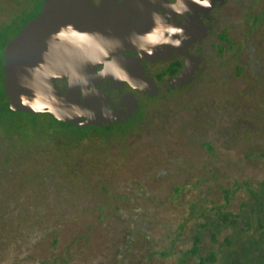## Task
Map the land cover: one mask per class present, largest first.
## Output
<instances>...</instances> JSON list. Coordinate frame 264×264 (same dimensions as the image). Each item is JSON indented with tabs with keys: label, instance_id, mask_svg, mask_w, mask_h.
Instances as JSON below:
<instances>
[{
	"label": "rangeland",
	"instance_id": "obj_1",
	"mask_svg": "<svg viewBox=\"0 0 264 264\" xmlns=\"http://www.w3.org/2000/svg\"><path fill=\"white\" fill-rule=\"evenodd\" d=\"M14 10L0 0V26ZM218 17L210 77L153 100L139 133L76 143L89 130L25 114L35 126L0 132V264H203L185 256L196 236L223 262L230 232L202 226L211 209L229 191L235 214L253 212L250 190L264 200V0H229Z\"/></svg>",
	"mask_w": 264,
	"mask_h": 264
},
{
	"label": "water",
	"instance_id": "obj_2",
	"mask_svg": "<svg viewBox=\"0 0 264 264\" xmlns=\"http://www.w3.org/2000/svg\"><path fill=\"white\" fill-rule=\"evenodd\" d=\"M171 1L172 8L189 11L190 22L195 20L183 35L176 34L172 19L157 15V9ZM220 2L224 0H136L128 6L102 0L96 8L91 0H45L40 15L4 49L10 108L49 113L78 127H102L122 120L121 111L109 108V96L99 89L100 83L126 79L134 88L158 93L153 79L125 52L147 60L185 53L192 41L207 32L198 25L201 10ZM192 64L186 61L177 82L186 84L194 78ZM57 78L67 80L65 89L58 87Z\"/></svg>",
	"mask_w": 264,
	"mask_h": 264
},
{
	"label": "flooded vegetation",
	"instance_id": "obj_3",
	"mask_svg": "<svg viewBox=\"0 0 264 264\" xmlns=\"http://www.w3.org/2000/svg\"><path fill=\"white\" fill-rule=\"evenodd\" d=\"M117 4L122 5H131L135 4L136 0H115ZM229 0H224L214 6L210 10H201L198 19V25L201 27H206L207 32L204 36L200 37L197 40L192 41L186 50L185 53H175L169 57L147 60L133 51H126L125 55L129 58H132L139 62V65L145 72L147 76L153 79L155 86L158 88L157 95H151L148 92L141 91L140 89L134 88V86L128 81L123 80L116 82L114 80H106L99 84L100 90H105L106 94L109 96L110 104L108 105L112 111L119 112L121 111L125 118L122 120H117L110 125H105L102 127L95 126L97 128L94 132L89 133V138L92 134L98 136H118L122 139H126L129 134L139 133L141 125L148 117L147 109L153 103V100H156L161 95L171 94L174 92H188L190 93L193 87L199 84L202 77H210L208 72V60L206 54V46L204 45L205 41L212 35L214 29L217 26L218 15L220 11L225 7ZM45 0H15V10L12 15L8 18L6 23L0 26V33L7 30V33L11 35L12 40L15 38L20 31L31 21L37 18L43 10ZM91 4L99 8L102 5V0H91ZM172 1L167 4L162 5L157 9V15L159 17L172 19L178 32L176 34L185 33V30H190L191 25L195 22H190V12L185 10L174 9L171 7ZM188 13V15H187ZM13 33V34H12ZM222 33H219V38L221 41ZM229 38V37H228ZM231 43L232 40L229 38ZM225 43V42H224ZM222 53V48H219ZM189 61L190 64L194 65V78L186 83L180 84L177 82V77L181 74L182 70L185 68L186 61ZM204 76V77H205ZM56 84L59 88L65 89L68 85L67 80L64 78H57ZM40 114H49V113H40ZM94 125H87L80 128H87ZM78 127V126H76ZM121 127V129L114 130V128ZM81 129V131L83 130ZM101 129V131H100ZM111 130V132H109ZM105 134H101V133ZM61 136L65 137L63 133H59ZM57 135V134H56ZM79 135V134H78ZM85 135H79L76 138V143H82L84 141ZM15 137L16 135L9 136ZM49 144V143H48ZM63 148H67L66 144H61ZM213 147L209 146V149L212 150ZM214 149V148H213Z\"/></svg>",
	"mask_w": 264,
	"mask_h": 264
},
{
	"label": "trees",
	"instance_id": "obj_4",
	"mask_svg": "<svg viewBox=\"0 0 264 264\" xmlns=\"http://www.w3.org/2000/svg\"><path fill=\"white\" fill-rule=\"evenodd\" d=\"M13 34V33H12ZM11 35L7 33V30L2 31L0 33V132L5 134L6 136L16 135L22 129H29L35 125L30 124L23 120L19 115L25 114L29 115L34 119H43L46 117H53L51 114H32L20 111H13L10 108V101L5 93V58H4V49L6 44L9 42ZM221 38L225 43H231L226 33H222ZM37 120H35L36 122ZM55 121L62 124V126L72 127L75 130H81L83 128L73 126L63 121H59L55 119ZM60 124V125H61ZM89 130V133L94 132L97 128L95 126H90L84 128ZM121 129V127L114 128V130ZM63 130V129H61ZM110 129L109 132H111ZM101 131V129H100ZM113 131V130H112ZM43 133H46L47 136H55L60 133V129L58 128H44ZM105 134V133H101ZM89 135L86 134L85 138ZM77 137H74L76 139ZM250 195L256 204H251L252 213L246 215H241L240 213L235 214L234 212L227 211V205L231 201L230 191L225 196V204L216 205L211 210L214 211V214L205 219L203 223V227L208 229L212 228V230L216 233L220 232L221 229L228 230L229 235L225 237L224 243L226 244V248L222 251L221 259L223 262L219 263V260L215 255H209L206 258L200 255V243L201 238L199 236L194 237L192 247L186 252V257L189 255H193L195 257H199L201 261L205 263L212 262L215 264H264V251L260 246L264 236V213L263 211L258 212V215H254L256 211L255 207L257 203L264 205V200L261 197H258L252 190H250ZM257 221V226L253 229V219ZM263 232V233H262ZM216 233H213V237L216 236ZM264 246V243H263ZM202 264V262H201Z\"/></svg>",
	"mask_w": 264,
	"mask_h": 264
},
{
	"label": "bare ground",
	"instance_id": "obj_5",
	"mask_svg": "<svg viewBox=\"0 0 264 264\" xmlns=\"http://www.w3.org/2000/svg\"><path fill=\"white\" fill-rule=\"evenodd\" d=\"M200 25V24H199Z\"/></svg>",
	"mask_w": 264,
	"mask_h": 264
}]
</instances>
